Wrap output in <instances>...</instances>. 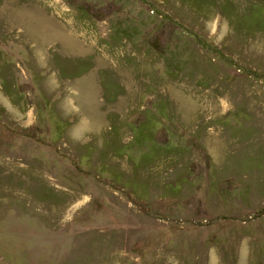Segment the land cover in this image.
Here are the masks:
<instances>
[{
	"label": "rangeland",
	"instance_id": "rangeland-1",
	"mask_svg": "<svg viewBox=\"0 0 264 264\" xmlns=\"http://www.w3.org/2000/svg\"><path fill=\"white\" fill-rule=\"evenodd\" d=\"M0 264H264V0H0Z\"/></svg>",
	"mask_w": 264,
	"mask_h": 264
}]
</instances>
